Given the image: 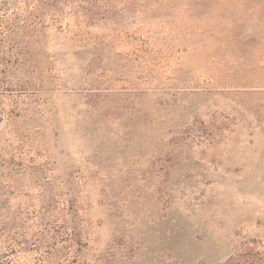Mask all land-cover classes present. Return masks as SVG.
<instances>
[{"label":"rangeland","instance_id":"obj_1","mask_svg":"<svg viewBox=\"0 0 264 264\" xmlns=\"http://www.w3.org/2000/svg\"><path fill=\"white\" fill-rule=\"evenodd\" d=\"M0 234L14 264H264V0H0Z\"/></svg>","mask_w":264,"mask_h":264},{"label":"trees","instance_id":"obj_2","mask_svg":"<svg viewBox=\"0 0 264 264\" xmlns=\"http://www.w3.org/2000/svg\"><path fill=\"white\" fill-rule=\"evenodd\" d=\"M16 251H17V242L4 240L3 238H1V234H0V260H1L0 264H4L5 262L7 264L13 262L14 264V261L10 260L11 257L9 254L15 253Z\"/></svg>","mask_w":264,"mask_h":264}]
</instances>
